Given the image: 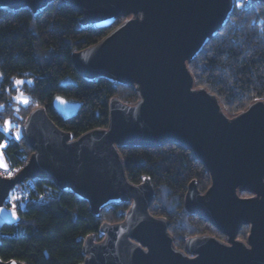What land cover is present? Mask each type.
Masks as SVG:
<instances>
[{
	"label": "water",
	"instance_id": "obj_1",
	"mask_svg": "<svg viewBox=\"0 0 264 264\" xmlns=\"http://www.w3.org/2000/svg\"><path fill=\"white\" fill-rule=\"evenodd\" d=\"M56 1L0 0V9L37 15ZM61 1L82 15L84 29H108L125 19L99 43L74 53L72 61L87 81L133 87L137 101L113 99L108 127L76 139L44 108L34 109L21 128L32 155L13 177L0 176V230L20 219L5 206L10 193L28 180H47L86 201L96 217L111 204L131 203L122 222L101 225V241L86 238L83 264H264V100L230 116L216 95L197 86L189 68L223 29L236 0ZM167 144L193 152L206 169L209 188L201 193L192 181L184 207L226 242L200 236L187 239L184 251L177 249L169 222L150 214V181L129 182L119 148ZM244 226L249 233L241 241L237 235Z\"/></svg>",
	"mask_w": 264,
	"mask_h": 264
},
{
	"label": "trees",
	"instance_id": "obj_2",
	"mask_svg": "<svg viewBox=\"0 0 264 264\" xmlns=\"http://www.w3.org/2000/svg\"><path fill=\"white\" fill-rule=\"evenodd\" d=\"M81 19L78 11L61 0L37 15L28 9H0V105H5L0 110V152L7 167L16 173L33 151L24 135L17 139L15 131L34 109L44 108L60 130L76 139L108 127L113 99L127 105L137 101L133 87L108 79L87 81L72 61L74 53L99 43L125 19L120 18L108 29H84ZM189 68L197 86L216 95L230 116L254 101L264 100V5L245 0L238 6L236 0L223 29ZM17 81L24 83L16 87ZM16 91L29 97L28 106L15 110V103L8 102L10 92ZM56 97L76 102L77 113L61 115L53 105ZM5 121L15 126L8 133L2 129ZM119 152L130 183L150 181L155 193L150 214L169 222L177 249L184 250L187 239L193 237L224 236L184 207L192 181H197L201 193L210 185L206 169L193 152L177 144L119 148ZM130 205L128 201L111 204L96 217L86 201L61 191L52 181L28 180L17 186L5 203L18 211L20 219L0 230V259L23 264H83L86 238L92 235L101 241V225L122 222ZM246 231L248 234L249 228L242 227L239 235Z\"/></svg>",
	"mask_w": 264,
	"mask_h": 264
},
{
	"label": "rangeland",
	"instance_id": "obj_3",
	"mask_svg": "<svg viewBox=\"0 0 264 264\" xmlns=\"http://www.w3.org/2000/svg\"><path fill=\"white\" fill-rule=\"evenodd\" d=\"M238 1V0H237ZM238 5V4H237ZM239 6V5H238ZM1 80H2V74H1V72H0V86H1ZM15 86L16 87H18V86H20V85H18L17 83L15 84ZM21 100H27L28 101V103H23V102H21ZM8 102L9 103H15L14 104V106H13V108L16 110V109H20V107H26V106H28V104H29V102H30V99H29V97L27 96V95H25L24 93H22L21 91H16V93H11L10 92V95H9V97H8ZM53 105H54V108L61 114V115H63V116H65V117H69V116H73V115H75L76 113H77V111H78V108H79V105L76 103V102H72V101H67V100H65V99H63V98H60V97H56V98H54V100H53ZM4 106L5 105H0V110L2 109V108H4ZM8 122H10V121H8ZM10 125H11V128H10V130L11 129H13L15 126H14V123H10ZM1 128V127H0ZM2 129H3V127H2ZM21 133H22V130H21V128H20V130L18 129V130H16L15 131V134H16V137H17V134L19 135V137L21 136ZM0 164H2V165H4V166H6V168L8 169V167H7V165H6V163H5V161H4V159H3V157L1 156V152H0ZM1 169H3V170H5V167H0ZM3 173V172H2ZM209 188V187H208ZM250 195H248V196H246V197H249ZM249 228V227H248ZM246 230V229H245ZM245 232V231H244ZM249 233V232H248ZM238 235H239V233H238ZM238 235H237V239H239V240H241V241H246V239H247V236H248V234H247V231H246V234H241V235H239V237H238ZM215 236H217V237H215V238H217V239H219L220 238V240H222V241H227V238L225 237V236H219V235H215ZM185 250V249H184ZM184 250H182V251H184Z\"/></svg>",
	"mask_w": 264,
	"mask_h": 264
},
{
	"label": "snow or ice",
	"instance_id": "obj_4",
	"mask_svg": "<svg viewBox=\"0 0 264 264\" xmlns=\"http://www.w3.org/2000/svg\"><path fill=\"white\" fill-rule=\"evenodd\" d=\"M16 83H17L18 85H21V84H23L24 82H23V81H17ZM29 83H30V82H29ZM21 102H23V103H28L27 100H21ZM10 128H11L10 122L5 121L3 131H4L5 133H8V132L10 131ZM17 139H19V135H18V134H17ZM0 147H2V146H0ZM0 167H5V171H8L7 168H6V166L0 164ZM9 175H11L10 172H9ZM11 199H15V197H12ZM0 211H2V209H0Z\"/></svg>",
	"mask_w": 264,
	"mask_h": 264
},
{
	"label": "built area",
	"instance_id": "obj_5",
	"mask_svg": "<svg viewBox=\"0 0 264 264\" xmlns=\"http://www.w3.org/2000/svg\"><path fill=\"white\" fill-rule=\"evenodd\" d=\"M244 2H245V0H238V1H237V4H238L239 6H242ZM26 163H27V162H26ZM7 170H8V171H5V170H3V169L0 168V176H1V177H4V178H11V177H13V176L16 174V171H15L14 169H10V168H8ZM2 172H3V173H2ZM9 172L11 173V175H9Z\"/></svg>",
	"mask_w": 264,
	"mask_h": 264
},
{
	"label": "flooded vegetation",
	"instance_id": "obj_6",
	"mask_svg": "<svg viewBox=\"0 0 264 264\" xmlns=\"http://www.w3.org/2000/svg\"><path fill=\"white\" fill-rule=\"evenodd\" d=\"M11 194V193H10Z\"/></svg>",
	"mask_w": 264,
	"mask_h": 264
}]
</instances>
